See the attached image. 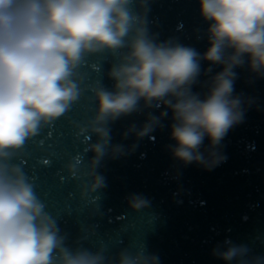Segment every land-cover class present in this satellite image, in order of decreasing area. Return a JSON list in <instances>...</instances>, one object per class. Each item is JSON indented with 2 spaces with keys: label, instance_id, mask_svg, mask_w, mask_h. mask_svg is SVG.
<instances>
[{
  "label": "clouds",
  "instance_id": "1",
  "mask_svg": "<svg viewBox=\"0 0 264 264\" xmlns=\"http://www.w3.org/2000/svg\"><path fill=\"white\" fill-rule=\"evenodd\" d=\"M149 12L150 0H0V264H108L104 247L91 251L66 243L24 167L27 143L66 117L85 93L95 105L92 115L70 121L84 147L63 170L79 181L87 205H95L99 196L93 194L106 187L97 171L104 158L127 154L124 145L112 143L110 125L145 109L164 110L149 111L141 127L132 124L123 133L125 139L150 136L171 111L175 144L167 147L174 159L206 170L226 159L220 145L244 121L246 103L252 104L234 95L236 69L247 65L264 78V0H199L208 23L203 53L177 38L159 41L150 32ZM202 61L209 62L206 76L221 67L205 82L203 98L192 90ZM205 138L209 143L201 151ZM128 204L140 212L150 201L132 194ZM248 253L229 240L223 250L213 249L226 262L264 264V257ZM115 264H159V257L143 247L122 249Z\"/></svg>",
  "mask_w": 264,
  "mask_h": 264
}]
</instances>
